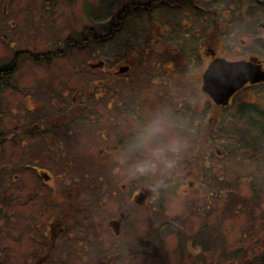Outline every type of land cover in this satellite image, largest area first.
<instances>
[{"label": "rangeland", "instance_id": "obj_1", "mask_svg": "<svg viewBox=\"0 0 264 264\" xmlns=\"http://www.w3.org/2000/svg\"><path fill=\"white\" fill-rule=\"evenodd\" d=\"M37 1L40 6L42 0ZM144 1L57 0L53 29L60 38L65 30H69V34L77 39H81L83 32L88 29L104 35L113 13L122 7H134L136 3ZM222 3L223 0L214 2L216 7ZM229 4L231 7L237 5L231 1ZM138 12L127 17L112 38L100 45L89 44L83 50H74L68 56L69 61L58 63L63 65L62 68L65 66L66 71L86 72V85L89 86L90 82L102 76L94 72L97 69L89 64L99 60L104 61L107 68H116L120 61L134 52L136 56L140 52L139 57L142 59L138 61L134 82L123 80L111 85L118 87L122 103H126L122 98L126 100L124 95L127 89L133 87V91L140 90L139 93L134 92L137 96L134 104L141 109H137L134 119H144L146 122H138L142 124L139 126L136 123L130 129L133 137L129 138L134 140L133 148L136 150L133 160L121 158L120 154L115 157L107 155L111 153L113 140L109 135L112 128L107 121L111 112L105 106L110 103L112 94L108 93L98 101L91 96L92 100L88 101L91 108L88 112L103 122L101 126H88V130L99 141L101 139L97 131L106 130L109 138L103 141L100 148L102 142L97 145L94 135L88 134L86 153L68 159L65 165L69 170L63 180L74 188L71 191L72 198L75 195L68 208L69 230L74 238L70 247H85L84 254L89 251L90 264L108 250L123 252L112 261L115 264H259L261 259L264 261V86H257L239 95L244 102L257 108V113H249L257 124L245 127L240 123L230 125L224 121L214 127V131L209 128L208 132L207 127H193L189 122L186 123L183 119L191 116V113L184 110L180 123L179 116L175 115L178 118L177 122L174 121V114H167V118L160 122L164 114L159 105L154 101L149 102L144 95L143 75L147 76L145 68L148 65L144 57L146 51L150 50V62L160 59L161 47L154 39H163L164 34L168 35L165 45L171 48L172 39L178 37L172 28L174 24L180 25V13L165 14L160 9L145 11L149 12L145 15L140 14L142 11ZM164 26L169 28L166 33L163 32ZM35 39L41 49L47 37H43L40 32ZM249 48L256 52L259 47L251 44ZM262 56L264 58V52ZM34 78L30 76L26 79L27 87L36 88L37 91L46 87L45 79ZM17 95L16 90H7L3 95L2 102L6 104L3 114L8 127L14 125L15 116L8 108L16 105ZM143 108L149 111V115H143ZM231 115L233 111L221 117L225 119ZM153 127L159 130L152 131ZM125 130L126 127H118L124 139L127 136ZM174 141L179 143L178 150H172ZM154 149H162V154L154 157ZM99 150H102L101 154ZM145 160L151 161V170L132 176L134 189L147 188L150 196L147 199L143 196L142 204L131 203L129 199L127 202L126 192L117 190L116 182L120 185L130 176L124 169L129 162L133 163V167ZM24 162L29 163L30 160L24 159ZM49 164L48 160L47 163L43 161L44 167ZM115 168H121L118 174L114 173ZM78 171L85 172L81 174ZM6 177L0 174L1 181ZM31 177L30 173L25 180L24 174L22 176L25 183L22 195L26 202L21 201L18 211L20 215L42 223L50 215L49 192ZM3 184L12 189L8 191V196L14 193L15 182L6 180ZM96 185L101 188L98 193L101 196L100 204L99 199L92 195ZM84 186H87V191ZM121 208L125 210L126 216L121 234L115 238L107 229V221L115 218ZM12 210L7 211L11 217L14 215ZM248 210L249 215L252 214L250 219L245 214ZM64 211L66 214L67 208ZM246 220L248 223L245 226ZM163 224H167V228H163ZM77 235L81 237L77 238ZM37 237L39 239V235L31 232V229L19 224L17 229L2 233L0 251L6 252V261L2 259V262L26 264L32 256V246ZM26 243L30 245L24 246ZM97 251L101 253L97 255ZM66 254H69L68 250L56 248L52 254L53 261L48 264H60L67 258ZM81 254L83 252L78 254L80 256L74 255L71 264H84Z\"/></svg>", "mask_w": 264, "mask_h": 264}, {"label": "flooded vegetation", "instance_id": "obj_2", "mask_svg": "<svg viewBox=\"0 0 264 264\" xmlns=\"http://www.w3.org/2000/svg\"><path fill=\"white\" fill-rule=\"evenodd\" d=\"M230 1L237 5L231 7ZM214 2L215 0H145L136 3L134 7H122L113 13L104 35L88 29L83 32L81 39H77L69 34V30L64 29L65 34L61 38L55 33L57 0H42L40 6L37 0H0V174L7 176L0 180V235L17 229L18 224L39 235L32 246V256L27 259L26 264H48L53 261L54 250L59 247L69 251L67 258L60 264H71L74 255L80 256L78 254L81 252L84 264H90L89 251L84 254L85 247H70L74 238L69 230L68 208L75 195L72 198L71 191L74 188L63 180L69 170L65 165L68 159L86 153L88 134L97 138L88 130V126H101L103 122L88 112L91 110L88 101L92 100L91 96L98 101L108 93L112 97L105 109L111 112L107 121L112 128L109 135L113 144L111 153L107 155L115 157L120 154L121 158L134 159L136 150L133 148L134 140L129 138L133 137L130 129L138 122H146L144 119H134L135 113L141 110L134 104L137 98L134 92L139 93L140 90L133 91L131 86L124 95L126 100L122 98L126 103H122L118 87L111 85L123 80L134 82L138 61L142 59L139 57L140 52L139 56L134 52L120 61L116 68H107L106 63L99 60L89 64L97 69L94 72L102 75L90 82L89 86L86 85V72L66 71L65 66L62 68L63 65L58 63L69 61L68 56L74 50H83L89 44L100 45L112 38L126 18L135 15V11H142L140 14L143 15L149 14L145 11L156 9L165 14L180 13V25L174 24L175 27L172 28L178 37L172 39L171 48L168 49L165 45L167 34H164L163 39H154L153 36L152 39L161 47L162 56L158 61L150 62V50H147L144 57L148 61L145 68L147 76L143 75L144 95L146 100L159 105L164 114L160 122L167 118V114H174V121L177 122L176 115L179 116L180 123L184 110L191 113V116L183 119L186 123L189 122L193 127H207L208 132L209 128L214 131V127L224 121L230 125L240 123L245 127L258 123L249 114L253 111L257 113V108L244 102L239 95L257 86H264V81H250L255 75L264 72V0H223L217 7ZM167 31L168 26H164L163 32ZM40 32L43 37H47L41 49L35 39ZM157 35L160 36L159 33ZM251 44L259 47L258 51L250 49ZM30 76L45 79L46 87L40 91L27 87L26 79ZM221 82L224 85L227 83L222 91L218 87ZM7 90H16L18 94L15 98L16 105L8 108L15 116L12 127H8L3 114L6 104L2 101ZM133 94L135 97L131 98ZM232 111L233 115L229 118L221 117ZM142 112L143 115H149L145 108ZM197 115L200 117L195 118ZM141 124L138 123L139 126ZM118 127H126V139L118 131ZM97 134L101 141L96 139V144L102 142L101 148L109 135L106 130L97 131ZM194 139L198 141L196 137ZM99 152L101 154L102 150ZM24 159L30 162L25 163ZM47 160L50 164L44 167L43 161L47 163ZM132 164L129 162L128 166L121 168L130 175ZM120 169L115 168L114 173L118 174ZM78 172L82 174L85 171ZM29 173L33 180L45 186L49 192L50 215L42 223L22 216L18 211L21 201L26 202L22 194L24 180ZM133 179L130 175L120 185L116 182L117 190L126 192L127 202L129 199L131 203L142 204L143 196L149 198V191L144 187L135 190ZM6 180L16 183L14 193L10 196L8 191L12 189L3 184ZM84 190L87 191V186H84ZM100 190L96 185L92 193L99 199V204ZM8 209H13L14 217L10 216L11 213L7 214ZM245 214L250 219L252 214L249 215V210ZM125 216V210L121 208L115 218L107 221V229L115 238L121 234ZM247 223L246 220L244 225ZM166 226L167 224L162 225L163 228H167ZM99 253L101 252L97 251V255ZM120 253L123 252L108 250L92 264H115L112 261ZM0 257V264H4L2 259L6 261L5 250L0 251ZM262 261L261 259L259 264H264Z\"/></svg>", "mask_w": 264, "mask_h": 264}, {"label": "clouds", "instance_id": "obj_3", "mask_svg": "<svg viewBox=\"0 0 264 264\" xmlns=\"http://www.w3.org/2000/svg\"><path fill=\"white\" fill-rule=\"evenodd\" d=\"M159 129L157 127H153L152 131H158ZM179 149V143L177 141L173 142L172 150H178ZM162 149H154L152 152V155L154 157L159 156L162 154ZM171 166V165H169ZM151 170V161L150 160H145V161H140L136 163L133 168L130 170V175H135L136 173H145Z\"/></svg>", "mask_w": 264, "mask_h": 264}, {"label": "water", "instance_id": "obj_4", "mask_svg": "<svg viewBox=\"0 0 264 264\" xmlns=\"http://www.w3.org/2000/svg\"><path fill=\"white\" fill-rule=\"evenodd\" d=\"M250 81H252V82L264 81V72L255 75ZM225 84L227 85V83H225ZM226 85H224V82L223 83L221 82V84L218 87L222 91L226 88Z\"/></svg>", "mask_w": 264, "mask_h": 264}]
</instances>
